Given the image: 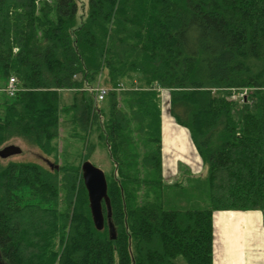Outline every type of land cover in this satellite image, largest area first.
Listing matches in <instances>:
<instances>
[{
  "label": "trees",
  "instance_id": "obj_1",
  "mask_svg": "<svg viewBox=\"0 0 264 264\" xmlns=\"http://www.w3.org/2000/svg\"><path fill=\"white\" fill-rule=\"evenodd\" d=\"M78 7L0 0V88L11 76L19 86L0 100V148L20 140L36 157L0 159V260L211 264L214 212L264 213V0H88L81 14ZM133 80L154 90L111 89ZM97 83L111 89L100 102L90 91ZM240 88L246 98L230 100ZM163 109L187 129L206 168L204 207H171ZM63 127L82 142L76 164L66 156L58 163ZM97 145L112 164L105 178L114 240L106 218L95 229L81 174Z\"/></svg>",
  "mask_w": 264,
  "mask_h": 264
},
{
  "label": "crops",
  "instance_id": "obj_2",
  "mask_svg": "<svg viewBox=\"0 0 264 264\" xmlns=\"http://www.w3.org/2000/svg\"><path fill=\"white\" fill-rule=\"evenodd\" d=\"M162 160L167 174H177L180 162L195 173L204 169L187 129L177 125L164 109ZM211 264H264V213L260 210L214 212Z\"/></svg>",
  "mask_w": 264,
  "mask_h": 264
},
{
  "label": "rangeland",
  "instance_id": "obj_3",
  "mask_svg": "<svg viewBox=\"0 0 264 264\" xmlns=\"http://www.w3.org/2000/svg\"><path fill=\"white\" fill-rule=\"evenodd\" d=\"M88 0H77L78 3V14L83 11V6L87 4ZM5 86V85H4ZM4 86L0 88V100H3L6 96L3 92ZM122 89H119V84L111 88L116 92H123L128 90H154L149 87L139 86L136 80L131 83H121ZM109 88V90H111ZM157 91V90H156ZM161 96L165 97V101L168 100V92L166 90H158ZM161 99V97H160ZM162 104V100H161ZM105 110V109H104ZM166 110V109H165ZM167 114V113H166ZM163 114V118H164ZM168 117V116H167ZM81 141H77L75 138L68 136V131L63 127L60 136L58 138V148H59V158L58 163H62L63 158L70 160L72 164L78 163L77 155L81 149ZM13 144L19 145L22 148V153L18 155H13L8 159L3 160H14V161H36V157L30 153L20 140L14 141ZM77 159V160H76ZM51 161L53 159L50 158ZM40 162L41 159H39ZM88 161L91 162L95 167L101 169L104 174L108 177L112 169V164L107 157V153L104 147L95 146L91 151ZM163 161V160H162ZM83 162V160H82ZM162 166V181L165 185L173 187L172 192L175 194L171 195L170 204L173 208L186 209V208H200L207 205L209 202L207 198L208 188L205 181L206 169L204 167L203 171L200 173H195L193 170L185 167L181 162L178 166L177 174H167L163 171ZM108 233V231H107ZM176 262L178 264H186L182 257H177Z\"/></svg>",
  "mask_w": 264,
  "mask_h": 264
},
{
  "label": "water",
  "instance_id": "obj_4",
  "mask_svg": "<svg viewBox=\"0 0 264 264\" xmlns=\"http://www.w3.org/2000/svg\"><path fill=\"white\" fill-rule=\"evenodd\" d=\"M22 153V148L19 145L10 143L0 148V159H8L13 155ZM43 161L50 169H58V164H54L48 159L43 158ZM81 174L84 187L87 191L88 205L92 218L93 225L96 230L104 228L106 218L108 238L114 240L116 238V230L110 222L111 209L109 198L107 196V182L104 172L95 167L91 162L85 160L81 163ZM102 203L105 205L106 215L103 213ZM0 264H5L0 260Z\"/></svg>",
  "mask_w": 264,
  "mask_h": 264
},
{
  "label": "built area",
  "instance_id": "obj_5",
  "mask_svg": "<svg viewBox=\"0 0 264 264\" xmlns=\"http://www.w3.org/2000/svg\"><path fill=\"white\" fill-rule=\"evenodd\" d=\"M119 89H122L121 84H119ZM90 90L93 92L94 100L96 102L103 100L105 98V96L107 95V92H108V90L106 88H104L103 86H100V85H96L95 87L90 88ZM4 91L10 97L15 95V93L18 91V85H17L16 77L11 76L8 78L6 86L4 88ZM247 93H248L247 88L233 90L230 98L233 100L242 101V99L244 97H246Z\"/></svg>",
  "mask_w": 264,
  "mask_h": 264
}]
</instances>
